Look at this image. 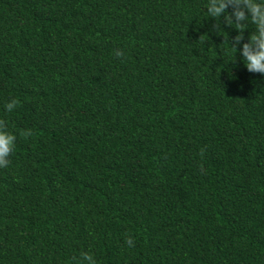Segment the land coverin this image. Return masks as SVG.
Here are the masks:
<instances>
[{
    "label": "trees",
    "instance_id": "1",
    "mask_svg": "<svg viewBox=\"0 0 264 264\" xmlns=\"http://www.w3.org/2000/svg\"><path fill=\"white\" fill-rule=\"evenodd\" d=\"M207 3L0 0V264H264L256 28Z\"/></svg>",
    "mask_w": 264,
    "mask_h": 264
},
{
    "label": "clouds",
    "instance_id": "2",
    "mask_svg": "<svg viewBox=\"0 0 264 264\" xmlns=\"http://www.w3.org/2000/svg\"><path fill=\"white\" fill-rule=\"evenodd\" d=\"M232 7L229 14L228 9ZM207 13L210 18L215 20L223 17L224 23L228 26L236 25L238 34L231 42L232 50L237 53V45L244 40V32L247 23L250 21L255 25V32L251 33L248 42L243 44L242 59L249 72L264 74V0H208ZM217 30V25H213ZM117 57H123L121 49L115 50ZM236 59V57H235ZM235 59L233 63H235ZM17 99H12L5 105L8 112H12L19 105ZM32 131L21 130V136L28 137ZM16 136L5 130V122L0 120V168H5L9 164L8 157L12 155L15 148ZM203 152V150H202ZM126 244L129 247L135 246L134 238L131 235L126 237ZM80 264H97L95 257L88 253H81Z\"/></svg>",
    "mask_w": 264,
    "mask_h": 264
}]
</instances>
